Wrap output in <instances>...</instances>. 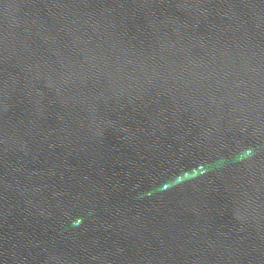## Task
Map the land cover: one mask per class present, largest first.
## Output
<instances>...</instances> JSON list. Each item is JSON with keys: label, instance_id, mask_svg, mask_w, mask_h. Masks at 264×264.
Instances as JSON below:
<instances>
[{"label": "water", "instance_id": "1", "mask_svg": "<svg viewBox=\"0 0 264 264\" xmlns=\"http://www.w3.org/2000/svg\"><path fill=\"white\" fill-rule=\"evenodd\" d=\"M0 264H264V0H0Z\"/></svg>", "mask_w": 264, "mask_h": 264}]
</instances>
